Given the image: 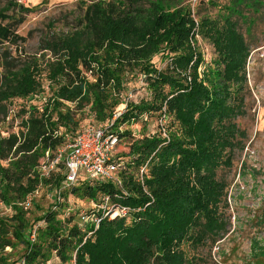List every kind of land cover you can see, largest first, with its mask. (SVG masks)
<instances>
[{"label":"trees","instance_id":"16d2710c","mask_svg":"<svg viewBox=\"0 0 264 264\" xmlns=\"http://www.w3.org/2000/svg\"><path fill=\"white\" fill-rule=\"evenodd\" d=\"M245 1L232 0L220 20L203 17L197 22L202 37L217 51L214 66L204 64L191 45L196 21L184 6L164 0H148V9L132 0L82 2L84 10L75 19V29L46 47L58 56L51 73L55 77L51 97L44 100L42 110L28 108L33 112L21 121L25 132L4 136L0 128V203L9 210L0 216V264H15L4 252L13 246L11 237L23 244L24 264H43L52 255L59 259L56 264L200 263L184 246H198L210 237L214 241L218 234L227 182L217 171L232 166L234 151L243 148L246 135L235 118L244 113L239 84L244 80L247 44L237 22L231 20L233 14L243 20L238 6L248 8ZM8 8L0 10L1 42L17 37L11 28L19 20L4 12ZM158 54L171 59L164 70L152 61ZM64 69L60 78L58 73ZM134 74L143 77L151 97L127 104L120 95ZM3 79L0 123L13 98H24L38 86L27 67ZM70 101L77 102V109L89 105L98 126H105L121 104L124 111L118 122L157 113L171 116L175 125L167 129V137L157 130L130 141L121 174L127 195L115 201L132 208L131 216L102 219L89 235L73 223L76 212H70L71 207L64 216L51 205L32 220L27 215L35 206L36 189L53 190L63 178L61 173L43 177L37 166L47 149L63 143L58 129L75 133L78 120L66 104ZM119 135L122 140L131 132ZM144 163L147 172L142 185L138 169ZM118 192L112 182H81L64 191V203L68 195L97 200ZM28 198L30 205L25 208L21 203ZM39 221L43 224L29 242L27 236Z\"/></svg>","mask_w":264,"mask_h":264},{"label":"rangeland","instance_id":"374dc122","mask_svg":"<svg viewBox=\"0 0 264 264\" xmlns=\"http://www.w3.org/2000/svg\"><path fill=\"white\" fill-rule=\"evenodd\" d=\"M91 1L0 0V10L9 6L4 12L19 20L12 23L11 28L14 36L17 37L9 42L0 41V81L27 67L34 82L38 84L37 89L32 90L26 97L13 98L7 104V117L0 123L2 135L6 136L10 132H25L26 128L21 126V121L26 120L30 112H33L28 108L36 106L42 110L44 100L51 97V80L55 78L51 73L58 56L52 49H48V46L75 29V19L84 10L82 2ZM130 1L126 0V2ZM164 1L190 10L196 21L192 31L194 38L190 40L191 45L201 54L204 64L214 66L217 51L212 42L202 37L197 22L203 17L220 20L232 0ZM132 2H138L141 8L148 9V0H132ZM245 2L248 3V8L244 5L238 6L243 20L236 14L231 15V20L237 22V30L242 33L247 44L244 80L239 84L244 113L235 118L238 128L244 130L246 135L242 139L243 148L234 151L232 166L217 171L218 176H222L227 182L226 201L222 206L223 221L218 234L214 241L210 237L198 246L184 244V249L189 255L200 259L199 264H264V213H262L264 211V0H256V3H249V0ZM11 3L18 4L19 7L8 5ZM24 6L28 9H23ZM60 59L63 61L64 57ZM152 61L158 70H164L171 59L162 58L158 54L153 56ZM202 68L203 66L201 70ZM66 71L67 69H64L63 72L58 73L60 78ZM129 80L120 95L123 102L129 104L138 103L140 99L150 100V91L142 76L129 75ZM66 104L69 109L76 112L74 117L78 120V125L74 127L75 133L86 124L98 125L94 113L89 111V105L77 109V102L70 101ZM118 109H123V105H119ZM142 118L129 123L122 122V129L131 132L130 137L126 135L118 146L120 155L125 157V160L128 145L133 138L143 134L151 136L157 130L163 136L161 127L167 134V129L170 131L175 126L171 116L167 115L145 113ZM57 131L60 136L74 132L63 130V127ZM249 169H253L254 172ZM51 192L52 190L47 186H39L32 194L35 198V206H32L27 213L31 220L40 215L42 209L52 204ZM67 202L72 208L70 212H76L73 223L84 226L77 220V213L90 208L91 201L68 195ZM61 204L62 207L66 206ZM8 211V208L0 203V216L9 213ZM39 223L43 224L42 221ZM11 240L13 246L5 247L4 252L8 255L9 261L22 264V253L25 250L23 244L12 237ZM58 262L59 259L52 255L51 259L43 264ZM32 264L40 263L35 261Z\"/></svg>","mask_w":264,"mask_h":264},{"label":"built area","instance_id":"2783aa9c","mask_svg":"<svg viewBox=\"0 0 264 264\" xmlns=\"http://www.w3.org/2000/svg\"><path fill=\"white\" fill-rule=\"evenodd\" d=\"M124 109L113 114L105 126L87 125L76 133H68L63 136V143L55 149H47L37 166L40 175L50 177L54 173H61V179L57 188L51 192V209L61 216L67 215L70 204L64 203V191L72 185L81 182L105 183L112 182L119 190L113 195H101L97 200H90L91 207L77 213V220L84 226L88 235L97 229L102 219L125 218L131 216L132 208L121 205L115 201L122 195H127L121 174L126 169L125 157L118 150L121 137L119 133L124 132L123 123L118 122ZM163 137H167L161 127ZM59 132V131H58ZM59 135V133H57ZM127 158V157H126ZM147 172V163L138 169V181L143 185V176ZM66 206L62 207V204ZM28 207L30 198L21 203ZM43 222V221H42ZM41 225L35 224L27 236L29 242L35 240V230ZM24 264V260H22Z\"/></svg>","mask_w":264,"mask_h":264}]
</instances>
